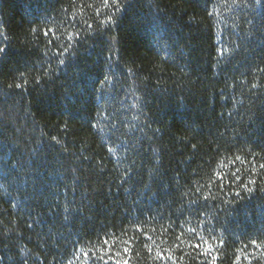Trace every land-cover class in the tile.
Here are the masks:
<instances>
[{
    "label": "trees",
    "instance_id": "1",
    "mask_svg": "<svg viewBox=\"0 0 264 264\" xmlns=\"http://www.w3.org/2000/svg\"><path fill=\"white\" fill-rule=\"evenodd\" d=\"M0 49V264H264V0H0Z\"/></svg>",
    "mask_w": 264,
    "mask_h": 264
},
{
    "label": "snow or ice",
    "instance_id": "2",
    "mask_svg": "<svg viewBox=\"0 0 264 264\" xmlns=\"http://www.w3.org/2000/svg\"><path fill=\"white\" fill-rule=\"evenodd\" d=\"M257 2H258V0H257ZM108 3H109V0H104L105 5H107ZM113 3H117V0H113ZM0 52H3V49H0ZM60 62L63 63V60H61ZM261 167L264 168V165H261ZM245 187H247V186L245 185ZM105 243H107V242L105 241ZM197 247H199V245H197ZM125 251H127V249H125ZM117 255H119V253H117ZM117 264H118V262H117Z\"/></svg>",
    "mask_w": 264,
    "mask_h": 264
}]
</instances>
